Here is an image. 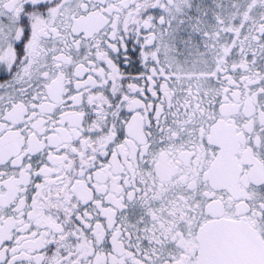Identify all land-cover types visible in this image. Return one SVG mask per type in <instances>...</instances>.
Wrapping results in <instances>:
<instances>
[{
  "label": "snow or ice",
  "instance_id": "obj_1",
  "mask_svg": "<svg viewBox=\"0 0 264 264\" xmlns=\"http://www.w3.org/2000/svg\"><path fill=\"white\" fill-rule=\"evenodd\" d=\"M0 264H264V0H0Z\"/></svg>",
  "mask_w": 264,
  "mask_h": 264
}]
</instances>
